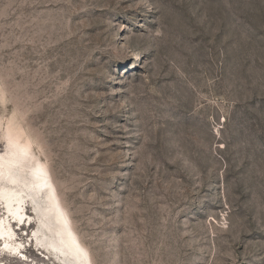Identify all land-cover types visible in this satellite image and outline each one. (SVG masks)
I'll use <instances>...</instances> for the list:
<instances>
[{"label":"rangeland","instance_id":"374dc122","mask_svg":"<svg viewBox=\"0 0 264 264\" xmlns=\"http://www.w3.org/2000/svg\"><path fill=\"white\" fill-rule=\"evenodd\" d=\"M38 166L88 260L25 190L1 264H264V0H0V187Z\"/></svg>","mask_w":264,"mask_h":264},{"label":"bare ground","instance_id":"6f19581e","mask_svg":"<svg viewBox=\"0 0 264 264\" xmlns=\"http://www.w3.org/2000/svg\"><path fill=\"white\" fill-rule=\"evenodd\" d=\"M3 167L4 172L11 173V171L6 169L5 165ZM29 175H31V179L29 180L28 184L25 185L24 189L17 190L15 183L16 181L13 180L12 177H9L8 179V182L11 184V186L0 187V204L2 205V209L4 211L3 214L5 217H7V219H10L8 222H11L15 226L19 227L25 226L24 224L26 219L21 211V204L23 203L22 194L25 193V190H34L41 196L48 198L46 208L54 213V217L57 221L55 233L57 234L58 245L61 246L64 251L68 252V254L76 258L83 257V255L86 257L84 249L79 244L73 229L66 221L61 207L55 198L53 187L48 179L46 171L42 167L38 166L33 168ZM23 219L25 220L23 221ZM10 233H12L11 229L5 225V219L0 218V254H5L8 257H14L15 255H18V257L20 256V258H22L19 252L20 247L18 248L17 245H12L10 243ZM86 258L84 261L85 264L88 263V258L87 260Z\"/></svg>","mask_w":264,"mask_h":264},{"label":"water","instance_id":"95a60500","mask_svg":"<svg viewBox=\"0 0 264 264\" xmlns=\"http://www.w3.org/2000/svg\"><path fill=\"white\" fill-rule=\"evenodd\" d=\"M41 218L43 219V221L45 220L44 217L41 216ZM41 230H45V232H47L46 229H44V227L40 225L38 231H41ZM43 242H44V241H43ZM38 246H39V248H42L41 250H44V249H43L44 247H42V246H43V245H42V241H41V245H38ZM48 249L51 251V249H50L49 247H48ZM38 255H39L40 257H44V256H41L40 253H38ZM44 258L46 259V257H44ZM23 260H24V259H23ZM64 260H65V262H67L68 264H72L71 262L69 263V261H68L67 259H64ZM59 262H61V261L59 260ZM25 263H31V261L28 259L27 262H25ZM60 264H65V263L61 262Z\"/></svg>","mask_w":264,"mask_h":264}]
</instances>
